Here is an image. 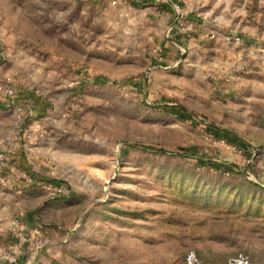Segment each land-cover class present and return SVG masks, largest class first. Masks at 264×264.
<instances>
[{
	"label": "rangeland",
	"instance_id": "obj_1",
	"mask_svg": "<svg viewBox=\"0 0 264 264\" xmlns=\"http://www.w3.org/2000/svg\"><path fill=\"white\" fill-rule=\"evenodd\" d=\"M137 1L0 0V264H264V0Z\"/></svg>",
	"mask_w": 264,
	"mask_h": 264
},
{
	"label": "built area",
	"instance_id": "obj_2",
	"mask_svg": "<svg viewBox=\"0 0 264 264\" xmlns=\"http://www.w3.org/2000/svg\"><path fill=\"white\" fill-rule=\"evenodd\" d=\"M127 1L128 0H109L108 3L111 6H116L117 4H122V5L127 4ZM130 1H132L133 3H138L137 0H130ZM175 8L178 9V7ZM231 42L236 46H240L242 44V39L239 36H235L232 37ZM244 50H245V56L248 55L249 57L250 56L254 57V60L256 61L258 67L260 68V71H262L264 74V45H258V46L252 45ZM241 59H239V62L241 61ZM2 60H3V53L0 51V65L2 64ZM238 67H242V64H239ZM16 84L14 83V80L10 77H7L4 80L0 81V108L6 111L12 110L16 114V117L21 120V118L25 116V114L22 108V104H21L22 102L18 99L16 93ZM31 112L32 111L29 110L28 113L29 116L32 114ZM6 161H7V154L0 146V165H3ZM11 224L12 226H15L16 222H12ZM15 261H16L15 259H11L9 262L15 263ZM185 264H203V263H201L198 260V258L196 257L193 251H190L186 254ZM227 264H249V261L244 256L239 255L229 260Z\"/></svg>",
	"mask_w": 264,
	"mask_h": 264
},
{
	"label": "crops",
	"instance_id": "obj_3",
	"mask_svg": "<svg viewBox=\"0 0 264 264\" xmlns=\"http://www.w3.org/2000/svg\"><path fill=\"white\" fill-rule=\"evenodd\" d=\"M162 7H163V6H162ZM163 8H164V7H163ZM164 9H165V8H164ZM171 9H172V8H171ZM257 43L260 44V43L258 42V40H257V42H253V44H257ZM261 44L264 45V43H261ZM237 59H238V60H237ZM237 59H236V61L233 60V59H230V60H231V61H230V62H231V64H230L231 69H229V70L226 69L227 74L230 75L229 78H230L231 80H234L233 77L235 76V73H236L235 69L233 68V67H234V63L236 64V67H237L236 69L239 68V67H238L239 64L244 65V64L242 63V61L239 62V58H237ZM232 68H233V69H232ZM241 68H242V67H240L239 69H241ZM244 68H245V67H243V69H244ZM257 68L259 69V70L257 71V74H258L259 77L262 78V76H264V74H263L262 71H260V68H259V67H257ZM243 71H244V70L239 71V72H240L239 74H241ZM246 71H247V68H246ZM250 72H252V70H251ZM244 73H245V75H247L246 72H244ZM225 74H226V73H225ZM243 77H244V75H243ZM253 77H257V76L254 75ZM230 83H233V81H230ZM236 83H238V81H236ZM231 85H232V84H231ZM238 86L240 87V89L242 88V85H238ZM238 86H237V87H238ZM232 89H234V88L232 87Z\"/></svg>",
	"mask_w": 264,
	"mask_h": 264
},
{
	"label": "trees",
	"instance_id": "obj_4",
	"mask_svg": "<svg viewBox=\"0 0 264 264\" xmlns=\"http://www.w3.org/2000/svg\"><path fill=\"white\" fill-rule=\"evenodd\" d=\"M238 142V141H237ZM254 186H256V187H258V188H262V187H259V186H257V185H254Z\"/></svg>",
	"mask_w": 264,
	"mask_h": 264
}]
</instances>
